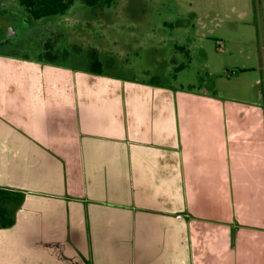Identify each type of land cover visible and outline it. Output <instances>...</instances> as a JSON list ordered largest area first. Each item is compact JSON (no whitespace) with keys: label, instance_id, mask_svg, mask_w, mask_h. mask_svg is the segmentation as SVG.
I'll use <instances>...</instances> for the list:
<instances>
[{"label":"crops","instance_id":"0c3cea01","mask_svg":"<svg viewBox=\"0 0 264 264\" xmlns=\"http://www.w3.org/2000/svg\"><path fill=\"white\" fill-rule=\"evenodd\" d=\"M262 45L227 105L0 52V264H264Z\"/></svg>","mask_w":264,"mask_h":264},{"label":"rangeland","instance_id":"374dc122","mask_svg":"<svg viewBox=\"0 0 264 264\" xmlns=\"http://www.w3.org/2000/svg\"><path fill=\"white\" fill-rule=\"evenodd\" d=\"M250 2L254 6L256 0ZM247 5L246 0H115L101 8L77 0L66 14L30 24L12 12L0 19V52L83 67L95 58L110 74L221 96L223 105L244 104L243 98L250 99L245 89L255 79L250 73L237 78L243 63L240 56L229 59V52L238 54L241 44H264L261 19L246 16ZM255 90L264 95V78Z\"/></svg>","mask_w":264,"mask_h":264},{"label":"trees","instance_id":"16d2710c","mask_svg":"<svg viewBox=\"0 0 264 264\" xmlns=\"http://www.w3.org/2000/svg\"><path fill=\"white\" fill-rule=\"evenodd\" d=\"M76 0H20V5L27 11V13L35 19L49 18L59 15L67 11ZM89 7H95L99 4L110 6L115 0H84ZM102 64L98 59H94L91 71L100 73L102 71ZM8 211L0 208V219L3 221V226H11L13 219L6 218Z\"/></svg>","mask_w":264,"mask_h":264},{"label":"flooded vegetation","instance_id":"af4514ba","mask_svg":"<svg viewBox=\"0 0 264 264\" xmlns=\"http://www.w3.org/2000/svg\"><path fill=\"white\" fill-rule=\"evenodd\" d=\"M72 5H74V4H72ZM84 5H86L85 1H84ZM102 5H104V4H99V5L95 6V7H101V8H103ZM71 6H70V8H71ZM69 9L67 11H65L64 13L59 14V15L52 16L51 18L59 17L60 15L66 14L69 11ZM24 11H25V9L20 5V0H0V19H2L5 15H8L9 16V15H12V12H15L16 14H18L21 17L22 21L25 20V22H27L29 24L32 23V22H38V20L39 21L41 20V19H38L37 20V19L31 17L30 15L28 16V13L25 14ZM25 12H27V11H25Z\"/></svg>","mask_w":264,"mask_h":264}]
</instances>
